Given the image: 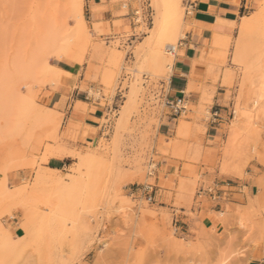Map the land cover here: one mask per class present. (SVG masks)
Returning a JSON list of instances; mask_svg holds the SVG:
<instances>
[{"label":"rangeland","instance_id":"1","mask_svg":"<svg viewBox=\"0 0 264 264\" xmlns=\"http://www.w3.org/2000/svg\"><path fill=\"white\" fill-rule=\"evenodd\" d=\"M189 2L101 0L93 9L112 15L91 18L86 0H0V264H255L263 257L264 202L211 210L217 202L200 194L196 172L177 186L168 187L164 174L156 183L161 156H232L242 179L252 160L264 163V0H249L234 33L203 48L192 76L201 69L205 80L194 82L187 111L176 115L164 94L172 68L163 59L173 44L177 56L191 29ZM61 60L78 65L81 87L108 104L94 144H65L62 118L45 105L50 89L69 78ZM215 110L226 137L219 149L205 146ZM167 118L170 136L159 133ZM64 155L62 168L49 167ZM144 183L163 189L162 202L137 192ZM13 218L22 237H14Z\"/></svg>","mask_w":264,"mask_h":264},{"label":"crops","instance_id":"2","mask_svg":"<svg viewBox=\"0 0 264 264\" xmlns=\"http://www.w3.org/2000/svg\"><path fill=\"white\" fill-rule=\"evenodd\" d=\"M101 0H86V7L91 18H98L99 15L109 18L112 11L109 9L99 12L94 10ZM249 0H195L192 5V15H190L191 29L186 33L185 39L178 47L177 54L169 81L165 84V96L177 97L188 96V90L194 82L205 80V73L201 69L196 70L197 76H192L194 63L201 58L202 50L205 46L211 45L213 39L219 36L231 35L235 31V26L242 15L246 12ZM58 63L60 72H69L66 82H59L50 89V94L45 97V105L54 110L56 118H62L60 133L63 134V142L70 147L87 146L94 144L103 135L105 125L102 120L105 118L108 104L102 105L101 100L91 96L86 89L81 87L83 81L79 74V67L68 60H61ZM192 92L191 95H195ZM214 101L217 105L223 106L224 93L217 91ZM108 103V102H107ZM221 110H225L221 108ZM221 114V113H220ZM222 115V114H221ZM223 117H216L212 114L210 129L205 135V146L209 148H221L225 135L219 130L222 128ZM172 121L167 118L162 124L160 134L170 136L173 131ZM211 141V142H210ZM53 144L52 141H44ZM205 156H161L157 162L155 170L156 183L164 174L169 187L172 182L175 186L180 183V178L194 181L193 174L199 176L198 184L201 194L209 195L206 186L213 187L219 192L222 199L219 204L211 207V210L223 212L224 203L248 206L250 199L255 206L259 202H264V163L257 159L250 162L246 174L248 177L242 179L235 175L232 156H210L206 162ZM198 158V159H197ZM69 155L63 157H52L48 165L51 168H62ZM195 159L197 161H195ZM195 166L194 169L186 165ZM255 166V167H252ZM166 188L164 191H168ZM173 195L175 191L170 189ZM156 201L162 202L163 189L156 188ZM158 196V198H157ZM160 196V197H159ZM174 199V198H173ZM173 199L171 202H173ZM164 207V205H162ZM167 206V205H166ZM199 207V211L203 210ZM13 226L14 237L23 236V228L15 227L19 220L15 218L8 221ZM206 226L213 224L212 218L204 221ZM219 230L223 229V224L218 223ZM262 258H255V264L264 263V247L261 249Z\"/></svg>","mask_w":264,"mask_h":264},{"label":"built area","instance_id":"3","mask_svg":"<svg viewBox=\"0 0 264 264\" xmlns=\"http://www.w3.org/2000/svg\"><path fill=\"white\" fill-rule=\"evenodd\" d=\"M190 2L188 3V7L192 8V5L194 3L195 0H189ZM168 104L169 106L172 108L174 114H183L187 111V99L185 96H177L174 97L172 100H168ZM214 116L216 117H220V113L219 110H215L213 112ZM137 192H140L141 194H143L145 196V198L148 201H154L155 200V190H154V186L150 183H144L141 186H139L137 189ZM209 192V196L217 202V204H219L220 200L222 199L221 195L219 194V192L217 190H215L213 187H209L206 189ZM201 194V192H200ZM201 195H205V194H201ZM259 264H264L263 262L259 263Z\"/></svg>","mask_w":264,"mask_h":264},{"label":"bare ground","instance_id":"4","mask_svg":"<svg viewBox=\"0 0 264 264\" xmlns=\"http://www.w3.org/2000/svg\"><path fill=\"white\" fill-rule=\"evenodd\" d=\"M247 26V24H243V28H245ZM170 45V44H168ZM177 50V46L176 44L171 45V47H169L166 51H167V55L164 57L163 59V63L166 67H168L169 69L172 68V63L174 60V57L176 56L175 52Z\"/></svg>","mask_w":264,"mask_h":264}]
</instances>
